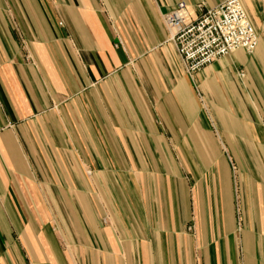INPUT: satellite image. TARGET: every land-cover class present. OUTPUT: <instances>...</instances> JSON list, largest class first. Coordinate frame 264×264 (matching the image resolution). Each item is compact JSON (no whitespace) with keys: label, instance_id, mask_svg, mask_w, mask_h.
Returning a JSON list of instances; mask_svg holds the SVG:
<instances>
[{"label":"crops","instance_id":"obj_1","mask_svg":"<svg viewBox=\"0 0 264 264\" xmlns=\"http://www.w3.org/2000/svg\"><path fill=\"white\" fill-rule=\"evenodd\" d=\"M225 1L0 0V264H264V0L191 75L163 22Z\"/></svg>","mask_w":264,"mask_h":264},{"label":"built area","instance_id":"obj_2","mask_svg":"<svg viewBox=\"0 0 264 264\" xmlns=\"http://www.w3.org/2000/svg\"><path fill=\"white\" fill-rule=\"evenodd\" d=\"M196 8L199 16L194 20L183 2L163 17L165 27L174 33L172 40L188 74L237 50L254 51L257 38L239 0H227L210 10L201 5Z\"/></svg>","mask_w":264,"mask_h":264},{"label":"rangeland","instance_id":"obj_3","mask_svg":"<svg viewBox=\"0 0 264 264\" xmlns=\"http://www.w3.org/2000/svg\"><path fill=\"white\" fill-rule=\"evenodd\" d=\"M237 226H238V230H240L241 220H240V217H239V213L237 214Z\"/></svg>","mask_w":264,"mask_h":264}]
</instances>
